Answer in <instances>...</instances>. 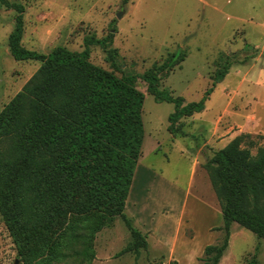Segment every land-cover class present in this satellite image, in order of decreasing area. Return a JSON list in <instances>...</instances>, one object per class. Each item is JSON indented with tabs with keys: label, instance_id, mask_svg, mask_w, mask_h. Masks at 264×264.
Here are the masks:
<instances>
[{
	"label": "rangeland",
	"instance_id": "1",
	"mask_svg": "<svg viewBox=\"0 0 264 264\" xmlns=\"http://www.w3.org/2000/svg\"><path fill=\"white\" fill-rule=\"evenodd\" d=\"M6 1L24 8L21 46L29 51L47 55L61 47L80 53L85 38L104 40L112 34L116 67L99 45L89 48L91 64L117 78L139 76L181 49L183 61L160 82L159 90L181 97L183 104L200 101L210 90L204 110L180 119L178 132L170 134L168 117L174 105L156 102L141 79L135 84L144 95V138L124 213L146 238L147 248L140 249L137 258L123 252L132 239L119 217L98 230L96 214L67 215L51 237L49 254L56 257L43 264H86L73 256L83 241L93 251L90 264H171L155 235L161 230L158 219L176 218L181 207H186L184 221H194L195 238L186 247L178 246L192 251L206 243L207 226L218 222L212 207L220 210V203L204 165L241 135L250 136L244 142H253L252 156L264 146V0ZM16 15L0 5V111L40 66L33 60L17 62L9 54ZM225 64L230 66L227 75L214 84ZM72 230L74 243L69 240ZM213 231L218 245L224 233ZM185 234L190 237L191 229ZM256 248L257 260L264 264V240L233 224L224 264H247ZM185 258L181 264H189ZM0 264H37L19 254L1 217Z\"/></svg>",
	"mask_w": 264,
	"mask_h": 264
},
{
	"label": "trees",
	"instance_id": "2",
	"mask_svg": "<svg viewBox=\"0 0 264 264\" xmlns=\"http://www.w3.org/2000/svg\"><path fill=\"white\" fill-rule=\"evenodd\" d=\"M0 5L16 11L8 37L13 60L40 63L34 75L0 111V217L19 254L37 264L56 256L49 251L53 233L65 216L96 214L100 225L119 217L132 241L123 252L139 256L147 248L146 238L125 215L126 200L141 154L144 130L141 110L144 95L135 84L141 79L156 102L174 105L168 117V132H178L180 119L201 113L210 90L198 102L183 104L181 97L160 91V82L185 55L181 49L142 75L121 78L89 62L90 46L99 45L112 67L117 52L112 34L104 40L87 37L80 53L56 48L47 55L21 46V5ZM230 66L216 72L214 84L227 75ZM249 135L234 138L215 152L204 165L220 203L224 233L220 244L206 246L202 264H218L228 247L231 225L264 240V146L254 156ZM244 144L247 148H241ZM74 231L69 240L74 243ZM73 252L86 264L92 249ZM258 249L247 264H259ZM171 264H176L172 262Z\"/></svg>",
	"mask_w": 264,
	"mask_h": 264
},
{
	"label": "crops",
	"instance_id": "3",
	"mask_svg": "<svg viewBox=\"0 0 264 264\" xmlns=\"http://www.w3.org/2000/svg\"><path fill=\"white\" fill-rule=\"evenodd\" d=\"M212 208H211L212 211L215 212V216H217L218 218V222L207 226L206 231L209 235V240L206 241V243H204L203 245H201V247L199 246L192 251L189 250L188 248H184V247L181 248V246H178V245H183V246L185 245L186 247V245H188L195 238V233L193 232L194 221L192 220L190 221L186 220V222L184 221V216H185L184 213L186 207L184 208L181 207V210L179 211V214L177 215L176 218H174V216H170V218L168 219H163V220L158 219L159 227H161V230L155 235V239H156L155 241L157 246L160 248V250H162L163 252L165 251V253L167 254V258L169 257V259H171L172 262H175L176 264H181V260L184 259L185 257H186L185 259H188L189 264H202L198 259L203 256L205 247L209 245H216L217 243V235H215L216 232L213 231V229L219 228L222 225L221 211L217 210L214 207ZM231 228H230V237H231ZM187 229H191L190 237H187L185 234ZM144 232L146 235H149L151 231L145 229ZM229 243H230V238L228 242V247L225 250L218 264H224L226 254L229 248Z\"/></svg>",
	"mask_w": 264,
	"mask_h": 264
},
{
	"label": "water",
	"instance_id": "4",
	"mask_svg": "<svg viewBox=\"0 0 264 264\" xmlns=\"http://www.w3.org/2000/svg\"><path fill=\"white\" fill-rule=\"evenodd\" d=\"M117 18H120V14L117 15Z\"/></svg>",
	"mask_w": 264,
	"mask_h": 264
},
{
	"label": "bare ground",
	"instance_id": "5",
	"mask_svg": "<svg viewBox=\"0 0 264 264\" xmlns=\"http://www.w3.org/2000/svg\"><path fill=\"white\" fill-rule=\"evenodd\" d=\"M136 174H137V172H136ZM137 176V175H136ZM134 181H136V178H135V180ZM136 184V183H135Z\"/></svg>",
	"mask_w": 264,
	"mask_h": 264
}]
</instances>
